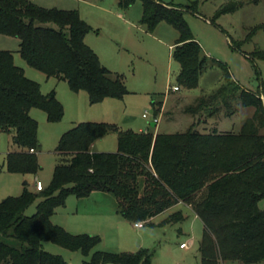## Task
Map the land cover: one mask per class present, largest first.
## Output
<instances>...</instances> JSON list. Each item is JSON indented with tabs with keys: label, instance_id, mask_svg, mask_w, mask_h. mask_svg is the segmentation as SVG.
Returning <instances> with one entry per match:
<instances>
[{
	"label": "trees",
	"instance_id": "16d2710c",
	"mask_svg": "<svg viewBox=\"0 0 264 264\" xmlns=\"http://www.w3.org/2000/svg\"><path fill=\"white\" fill-rule=\"evenodd\" d=\"M136 1L119 0V6L128 8ZM141 1V22L150 32L163 21L178 31L173 49V58L180 64L176 86L192 89L208 65L218 62L223 68L216 90H203L185 111L211 117L224 107L232 116L241 105L255 107L253 116L237 133H202L192 125L184 132L155 135L152 129L121 130L108 122L77 124L58 143L57 151L69 158L56 165L50 184L37 191L26 183L22 194L0 201V264H70L44 250L46 241L90 255L101 242L99 235L73 234L51 217L70 195L84 198L96 191L113 195L117 211L134 223L153 225V218L177 204L190 206L204 224L200 264H264L261 94L241 85L227 66L203 54L183 8L161 0ZM91 31L77 10L46 8L30 0H0V33L20 39L19 52L28 65L47 77L66 80L75 92L87 91L91 103L123 98L128 93L123 76L103 65L85 42ZM258 54L264 56V51ZM35 107L46 111L50 121H59L64 114L56 92L44 94L41 85L15 64L13 52L0 49V136L12 133L19 147L6 154L0 173L4 168L34 175L39 171L38 123L30 115ZM110 133L117 134V151H91L98 139ZM38 198L42 200L37 211L27 215V208ZM184 219L182 210H177L160 225ZM105 263L152 264L151 253L96 250L83 262Z\"/></svg>",
	"mask_w": 264,
	"mask_h": 264
},
{
	"label": "rangeland",
	"instance_id": "374dc122",
	"mask_svg": "<svg viewBox=\"0 0 264 264\" xmlns=\"http://www.w3.org/2000/svg\"><path fill=\"white\" fill-rule=\"evenodd\" d=\"M30 1L46 8L77 10L81 18L93 28V31L87 35L90 38L98 36L103 45L108 43L112 46V49H108L105 53L108 55L109 69L114 74L123 76L128 93L123 98L109 97L101 102L91 103L87 91L75 92L66 80L54 76L47 77L42 71L28 65L19 52L20 39L0 33V49L13 52L15 64L24 69L27 77L41 85L44 94L55 91L64 109V114L59 121L48 120L47 113L43 109L36 107L31 109L30 115L38 123L40 146L37 155L40 169L34 175L9 172L4 168L0 173V201L8 196L22 194L25 183H28L26 185L29 189L34 187L36 181H41L43 186L47 187L52 180L56 165L69 158L68 155L57 151L58 143L67 131L79 123L108 122L117 125L121 130H154L152 123L156 121L155 114L159 111V114L162 113L161 123L158 126L161 132H184L193 125L202 133L207 130L237 133L244 121L253 116L255 107L241 105H238L237 112L232 119L226 118L228 115L224 107H221V110L211 117L206 113L194 114L185 111L187 106L195 104L203 90L207 92L216 90L224 76L223 68L218 62L208 65L201 74L197 87L187 89L181 85L179 91L172 92L171 89L178 85L180 64L173 58V49L170 48V44L176 42L179 36L178 31L163 21L153 32H150L141 22L143 15L141 0H137L128 8H121L119 0ZM161 1L183 8L184 18L201 45L203 54L206 55L205 52H207V56L227 66L236 81L247 89L261 94L264 102V56L258 54L259 51H264V0ZM100 7L108 10L115 9V11L128 10L126 17L131 23L134 22V25L126 31L125 25L122 23L119 25L113 16L107 17ZM139 24L145 28V31L139 29ZM48 25L57 27L53 23ZM103 60L108 65L104 54ZM259 132L264 134V127L260 128ZM96 145L103 151H117V134L105 135L97 141ZM18 149V145L13 141L12 133L2 132L0 166L4 165L8 152ZM91 195L108 196L114 203L116 202L115 197L109 193H92ZM41 200L42 198H38L30 205L26 214L33 215ZM78 200L75 195H70L66 204L56 209L53 222L61 221L62 217L70 218L69 220L86 217L88 215L83 212L85 209L98 207L77 203ZM260 204L264 206V199ZM177 210H182L185 215L183 221L160 225L168 215ZM153 222L155 225L144 222L138 229L137 235H140L139 238L142 240H139L140 246L136 239L138 237L135 236L136 232L130 231L132 237L135 236L133 240L128 232L119 238L99 235L101 242L90 255L67 249L50 241L44 242L43 248L53 254L61 255L70 264H83L96 250L134 252L139 249H147L151 253L152 264L201 263L199 245L204 232V224L191 207L177 204L170 211L153 218ZM58 225L65 228L63 224ZM0 236H2L1 233ZM128 240L133 246H128L130 245ZM181 243H185L187 247L182 248Z\"/></svg>",
	"mask_w": 264,
	"mask_h": 264
},
{
	"label": "crops",
	"instance_id": "0c3cea01",
	"mask_svg": "<svg viewBox=\"0 0 264 264\" xmlns=\"http://www.w3.org/2000/svg\"><path fill=\"white\" fill-rule=\"evenodd\" d=\"M100 9L102 11H104V13H106L107 17H112V16L115 17L117 19L119 25H120V23L125 25L126 31L128 29H130V26L134 25V22L131 23L130 20L126 17V14L128 13L127 12L128 10H126V9L117 10V11H115V9L114 10H112V9L108 10V9L102 8V7H100ZM139 25H140V26H138L139 29L141 28V30L143 29L145 31V28L141 27V24H139ZM112 34H114L113 31H112ZM88 35L85 37V42H87L88 45L95 52H97V55L99 56L101 62L104 65H106L108 68H110L109 67V61H108L109 60L108 59V55H105V53L107 52L108 49H112V46L110 44H108V43H105V45H103L101 38H98V36L96 38L95 37L92 38L93 36L90 38V36H88ZM108 36L110 37L111 35H108ZM174 47H175V43L170 44V48L171 49H174ZM205 53L207 54V52H205ZM103 54H104V57H105L106 61L108 62V65L103 60ZM179 90H180V88H179ZM179 90H176V91H179ZM171 91L173 92L174 90L171 89ZM232 117H233V115L232 116H228L226 118L227 119H232ZM155 119H156V121H155L156 122V126H154L155 127L154 128V132H155V135H156L157 133H161V131L158 128V126L161 123L162 113H160ZM148 130H150V129H146V130L140 129L139 132H144V131H148ZM220 130H222V128H220ZM207 131L206 132L204 131V133H210L209 131L208 132ZM223 131H226V130H223ZM219 132H221V131H219ZM162 133H172V132H162ZM99 140L100 139H98L97 141H99ZM97 141L91 146V151H93V152L102 150V149H98L97 148V145H96ZM117 143H118V138H117ZM32 190H36V183H35L34 187L32 188ZM93 193H105V192L96 191V192H93ZM78 199L79 200H78L77 203H85L88 206H98V207H89L88 209H85L83 212H85L84 214L88 215L86 217H78V218H76L74 220H69L70 218L69 219L68 218L65 219L64 217H62V218L60 217L62 220L61 221H59V220L56 221L55 220L56 221L55 224H63L65 226V228L69 229L72 233L73 232H75V233L78 232L76 234H83V233L93 234V235L96 234V235H100L102 237L111 235L114 238L115 237L119 238L121 236H124L128 232V233L131 234L129 237L132 238V240L136 236V237H138V238H136L138 241L139 240L142 241L139 238L140 235H137V232H139L138 229L142 227L141 225L144 222H140L141 225L136 227L134 222H131V221L125 219L117 211V201H116V199H115V201H116L115 203L112 200V198H109L108 196H92V195H90L88 197L78 198ZM179 204H183V203H179ZM189 208H190V206H189ZM171 209H169L168 211H170ZM77 210H79L78 207H77ZM54 214L52 215V221H53ZM152 222H153V219H152ZM153 225H155V224H153ZM130 231L136 232L135 236L132 237V233ZM140 241L138 243V246L141 245ZM118 242L120 243V241H118ZM128 242L130 244L128 246H133V244L130 243L129 240H128ZM115 244L118 245L117 243H115ZM181 244H183V243H181ZM182 248H184V247H182Z\"/></svg>",
	"mask_w": 264,
	"mask_h": 264
},
{
	"label": "built area",
	"instance_id": "2783aa9c",
	"mask_svg": "<svg viewBox=\"0 0 264 264\" xmlns=\"http://www.w3.org/2000/svg\"><path fill=\"white\" fill-rule=\"evenodd\" d=\"M173 90H179V87L178 86H174L173 87ZM31 151H34V149H31ZM44 188V186H43V184H42V182L41 181H37L36 182V190H42ZM141 225V223L140 222H136L135 223V226L136 227H138V226H140ZM181 247H187V245L185 244V243H183V244H181Z\"/></svg>",
	"mask_w": 264,
	"mask_h": 264
},
{
	"label": "water",
	"instance_id": "95a60500",
	"mask_svg": "<svg viewBox=\"0 0 264 264\" xmlns=\"http://www.w3.org/2000/svg\"><path fill=\"white\" fill-rule=\"evenodd\" d=\"M152 126H156V122L155 121L152 123Z\"/></svg>",
	"mask_w": 264,
	"mask_h": 264
}]
</instances>
